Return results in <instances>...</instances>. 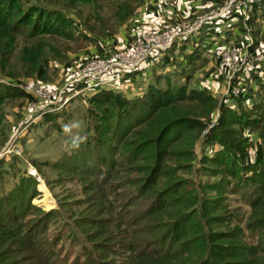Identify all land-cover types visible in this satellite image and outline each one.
<instances>
[{
	"label": "rangeland",
	"instance_id": "rangeland-1",
	"mask_svg": "<svg viewBox=\"0 0 264 264\" xmlns=\"http://www.w3.org/2000/svg\"><path fill=\"white\" fill-rule=\"evenodd\" d=\"M94 1L99 0L76 5L75 9L81 15L75 9H60L64 15L73 17L80 26L76 30L74 23L71 26L64 22L62 30L66 29L74 37H89V41L80 40L78 44H70L73 50L64 52L60 61L54 60L50 63L46 79H15L17 86L35 98L26 104L22 114L17 108L8 110L6 119L12 132L9 141L0 151V196L9 197L10 203H18L19 195L26 192H23L26 206L23 208L21 222L24 231L30 229L36 231V234L33 240L22 239L15 242L14 238H9L11 233H7V238L3 232L0 235V264H122L127 255L126 249L129 244L134 243L133 235L139 229L138 226L128 225V222L135 213L146 207L149 195L161 188L158 184L152 186L148 194L135 201L134 207L128 206L136 194L137 182L143 176L127 167L106 170V175L97 173L96 167L85 161L87 154L79 145L88 141L85 133L91 130L96 120L90 113H99L106 122L107 129L111 128L113 120L103 114L99 107H89L85 96L65 102L64 95L50 100H37L34 95L39 89L54 92L64 88L68 82L67 68L70 66L83 67L91 58H102L127 49L124 45L118 46L121 35L125 34L124 38L129 40V46L133 45L136 36L132 30L138 29L135 24L130 23L133 24L132 28L129 21L115 26L107 8H93ZM135 1L138 7L143 5L142 0ZM99 4L97 2L96 6L99 7ZM138 7L137 10L140 8ZM137 10L131 19L136 17ZM246 16L245 21L236 19L232 25V22L229 24L230 27L225 26L205 38L204 31L201 30L181 39L183 47L175 52L168 51L166 61L161 59L154 68L151 67L145 72L146 79L138 78L142 74H131L122 77L117 85L102 89L133 98L132 96L141 93L144 83L160 87L167 81L170 85H185L186 89H206L219 100L225 101V105L233 108L236 114L241 109L249 117L260 114L259 127H244L243 137L248 143L246 159L252 164L255 147L261 146L264 141V86L254 79L251 70L245 75L242 71L231 72L232 70L227 76L221 74V68L218 67L219 63L213 53L217 46L236 51L235 55L239 53V61L237 59L235 63L237 65L245 52L251 54L258 47L260 34L254 35L253 30H258L257 26L264 23V18L260 19L257 15V24L252 25L249 23V13ZM194 20L195 17L188 23L181 22L165 29L175 26H184L186 29ZM97 22L108 28L107 36H101L100 30L95 29L98 27ZM243 22L246 26L244 28ZM51 23L59 25L62 22L55 17ZM232 27L236 29L234 34ZM130 32L134 33L133 38L129 37ZM248 38L251 50L244 48L249 43L246 42ZM9 82L6 79L0 80V83ZM249 88L252 89L250 93ZM257 97L261 98L259 104ZM247 99L249 101L246 102ZM241 100L245 101V105ZM217 119L218 111H215L211 120L206 122L207 128L213 126ZM236 126L234 123L231 127ZM105 137L112 145H116L110 133ZM183 143L186 145L188 140L184 138ZM184 144L171 150L169 157L164 159L161 170L164 171L166 167L176 168L174 177L182 182V191L188 193L193 189L199 196L219 202L220 208L215 213L224 217L226 222L214 228V231H227L238 237L243 244L259 241L264 243L262 231L250 227L254 209L248 204L253 194L249 186L243 187L241 184L238 190L232 191L230 187L237 186L236 179H225L222 181L223 193L201 189L207 181L220 183L219 177H209L197 165L201 156L211 157L214 152L219 151V145L216 142L209 145L195 143V160L188 166L185 164L184 154L177 152L186 148ZM148 151L154 154V146ZM123 156V151L116 147L114 159L121 162ZM153 161L154 159H150L138 163L147 162L152 165ZM33 200L37 202L34 203Z\"/></svg>",
	"mask_w": 264,
	"mask_h": 264
},
{
	"label": "trees",
	"instance_id": "trees-1",
	"mask_svg": "<svg viewBox=\"0 0 264 264\" xmlns=\"http://www.w3.org/2000/svg\"><path fill=\"white\" fill-rule=\"evenodd\" d=\"M89 1L0 0V80L10 81L0 83V151L12 132L6 119L8 110L17 108L22 114L26 104L35 98L17 86L15 79H46L50 63L60 61L64 52L73 50L70 44L90 40L86 36L74 37L66 29L62 30L64 22L71 26L74 23L73 27L80 29L75 19L62 11L75 9L76 5ZM145 1L142 0L141 5ZM101 6L107 8L114 25L120 26L132 18L138 4L135 0H99L92 5L96 9ZM249 15L252 25L257 24V15L260 19L264 18V0L252 3ZM55 17L62 23L53 25L51 20ZM97 23L95 29L100 30L101 36H107L108 28ZM253 32L256 35L257 30ZM249 70L254 79L264 86V71L260 75L254 69ZM145 84L141 93L133 98L103 89L86 96L88 106L99 107L113 120V124L107 129L99 113H90L96 120L91 130L85 133L88 141L79 144L87 154L85 161L93 164L97 173L105 174L115 167H127L143 176L137 182L136 194L128 206L134 207L135 201L148 194L152 186H161L149 195L146 207L128 222V225L138 226L139 229L133 235L134 243L126 249L127 255L122 264H264V243L243 244L227 231H214L226 222L224 217L215 213L220 208L216 199L201 197L193 189L185 193L180 179L174 177L176 168L161 170L164 159L169 157L173 148L184 144V138L188 140L184 144L186 148L177 152L184 154L188 166L195 160V143L209 145L216 142L219 151L211 157L201 156L197 165L209 177H219L220 183L207 181L201 189L223 193L222 181L225 179H236L237 186L230 187L232 191L238 190L241 184L249 186L253 194L248 204L254 209L250 227L264 234V141L261 146L255 147L251 164L246 159L248 143L243 137L245 126H260V114L249 117L243 109L236 114L233 108L225 105V101L206 89H186L185 85H170L167 81L160 87ZM251 91L249 88V93ZM260 97L256 98L257 104L261 101ZM244 102L241 100L245 105ZM215 111H218V119L207 128L206 122L211 120ZM234 123L236 128L231 127ZM109 133L115 146L105 137ZM151 146H154V154L148 151ZM116 147L123 151L121 162L114 159ZM150 159H154L152 165L138 163ZM3 162H6L5 158ZM23 192L18 203H10L9 197L0 196V235L11 233L9 238H14L15 242L33 240L36 234L30 229L24 231L21 222L26 206Z\"/></svg>",
	"mask_w": 264,
	"mask_h": 264
},
{
	"label": "built area",
	"instance_id": "built-area-1",
	"mask_svg": "<svg viewBox=\"0 0 264 264\" xmlns=\"http://www.w3.org/2000/svg\"><path fill=\"white\" fill-rule=\"evenodd\" d=\"M158 9L170 7L171 0H152ZM261 0H216L210 4L206 11L197 15L195 20L184 29L183 27H172L161 31L152 29H141L136 33V40L133 45L125 50H118L102 58H91L83 67L70 66L67 68L68 82L60 91L39 89L34 92L36 99H55L64 95V101L88 96L96 90L109 88L121 82L122 77L131 74H142L158 63V61L172 48L176 40L187 38L193 33L205 30V34H214L226 26L231 18L245 21L252 3ZM244 23V22H243ZM244 48L250 49V40L247 39ZM239 48V47H238ZM220 73L227 76V73L254 69L259 73L264 71V48L257 47L251 54L246 52L239 64V53L231 51L224 46H217L213 49ZM247 54V55H245ZM234 63V64H233ZM236 65V69L235 68ZM37 100L35 102H37ZM49 102V101H48ZM51 103V102H50ZM49 103V104H50Z\"/></svg>",
	"mask_w": 264,
	"mask_h": 264
},
{
	"label": "crops",
	"instance_id": "crops-1",
	"mask_svg": "<svg viewBox=\"0 0 264 264\" xmlns=\"http://www.w3.org/2000/svg\"><path fill=\"white\" fill-rule=\"evenodd\" d=\"M215 1L216 0H171L170 7H164L160 10L154 5L152 0H147L137 10L136 15H135L136 17L129 20V24L132 22L133 24H135V27L138 28L139 30L148 28V29H152L155 31H161V30H164L165 28L170 27L171 25H176V24L181 23V22L188 23L194 17H196L197 15H200L204 11H206L207 7ZM259 13H262L261 9H259ZM235 20H236L235 18H232V19L230 18L227 21L226 26L230 27L234 23ZM230 23H231V25H229ZM133 24L132 25L130 24L131 28H132ZM208 27H209V25L205 26L204 33L206 31H209ZM242 27L243 28L246 27L245 23H242ZM257 27H259V28H258L256 34L257 33L260 34V39H261L260 42L258 43V47L264 48V23H259ZM138 29L132 30V32H135V36H136ZM231 30H232V33L234 34L236 29H235V27H232ZM132 32H130V34H129L130 38L134 37V33H132ZM124 36H125V34L121 35L120 42L118 41V46L124 45L123 47L128 48V47H130L129 42H128L129 40L127 41V39L124 38ZM207 36H209V35L205 34L203 37L205 38ZM192 38H193V36H192ZM189 39H191V38H189ZM183 45L184 44L180 43V40H179L178 42L173 44L172 48L169 51L175 52V51L181 49L183 47ZM165 58H166V54L161 58L162 61L163 60L166 61ZM156 64L157 63H155V65ZM155 65L153 66V68L155 67ZM160 65H161V62H160ZM147 70L148 69L143 71V73L141 75L143 77L138 76V78L146 79L147 77L144 75H147L145 73ZM248 71H249V69H247L246 72H244L243 74L244 75L247 74ZM259 74H261V73H259ZM144 77H146V78H144Z\"/></svg>",
	"mask_w": 264,
	"mask_h": 264
},
{
	"label": "water",
	"instance_id": "water-1",
	"mask_svg": "<svg viewBox=\"0 0 264 264\" xmlns=\"http://www.w3.org/2000/svg\"><path fill=\"white\" fill-rule=\"evenodd\" d=\"M2 157V156H1Z\"/></svg>",
	"mask_w": 264,
	"mask_h": 264
}]
</instances>
